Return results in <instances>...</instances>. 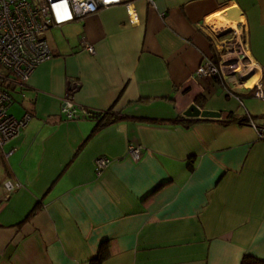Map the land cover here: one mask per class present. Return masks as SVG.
<instances>
[{"label": "crops", "instance_id": "crops-1", "mask_svg": "<svg viewBox=\"0 0 264 264\" xmlns=\"http://www.w3.org/2000/svg\"><path fill=\"white\" fill-rule=\"evenodd\" d=\"M229 5L246 20L230 43L233 13L217 26ZM44 36L51 57L11 86L28 118L0 152V264L264 259V0H121ZM208 59L220 76L197 73ZM70 78L79 108L119 118L94 132L93 117L64 118ZM255 78L262 97L245 84ZM191 104L221 116L189 118Z\"/></svg>", "mask_w": 264, "mask_h": 264}, {"label": "built area", "instance_id": "built-area-1", "mask_svg": "<svg viewBox=\"0 0 264 264\" xmlns=\"http://www.w3.org/2000/svg\"><path fill=\"white\" fill-rule=\"evenodd\" d=\"M119 2L121 0H0V64L8 69L7 75L0 74V152L3 151L5 142L19 133L28 118V115L18 118L10 113L9 108L14 101L11 86L21 88L34 68L52 55L44 32L53 26H61ZM126 9L130 20H137V14L129 5ZM235 20L237 26H233L234 34L228 43L239 40L246 25L243 14ZM85 47L89 52L95 53L92 44L87 43ZM235 48L227 60L230 63L235 62L233 73L240 74L247 68L245 52L240 45ZM197 73L220 76L221 69L213 60L208 59L197 68ZM245 84L255 89L256 97L263 96L262 79L255 78ZM79 86L77 79L67 80L60 107V112L66 119L92 117L95 114L76 105L73 94ZM129 153L132 159L138 160L141 156L140 146L130 144ZM109 161L105 156H98L95 160L97 171L104 168ZM5 187L10 191L15 185L11 181H5Z\"/></svg>", "mask_w": 264, "mask_h": 264}, {"label": "water", "instance_id": "water-1", "mask_svg": "<svg viewBox=\"0 0 264 264\" xmlns=\"http://www.w3.org/2000/svg\"><path fill=\"white\" fill-rule=\"evenodd\" d=\"M241 14H242V11L237 10L233 14V18H236V17L240 16ZM231 30H232L231 28H228V30L226 32H219L217 37H222L223 35L227 34ZM230 64L234 65L235 62H231ZM250 72H251V70L248 73H250ZM251 73L249 74L250 76H251ZM249 75L241 76L239 80L240 81H243V80L246 81L247 79H249V77H250ZM183 114L189 118H196V119H217V118H220V116H221V112L219 110H214V109H210V108H200L195 104H191L183 112Z\"/></svg>", "mask_w": 264, "mask_h": 264}, {"label": "trees", "instance_id": "trees-1", "mask_svg": "<svg viewBox=\"0 0 264 264\" xmlns=\"http://www.w3.org/2000/svg\"><path fill=\"white\" fill-rule=\"evenodd\" d=\"M94 113L95 114L92 117L95 119L96 124H95L92 132H94L95 130L99 129L100 127L106 125L107 123L119 118L118 114L109 116L108 113L111 114L110 111H106V112L102 111V112H94ZM114 114H116V113L114 112ZM246 119H247L246 117H242V118L240 117L238 119V121L243 122ZM209 120H211V119H209ZM22 223L23 222H20L17 225H21ZM240 264H264V259L257 258V257L251 256V255H244L242 257Z\"/></svg>", "mask_w": 264, "mask_h": 264}, {"label": "rangeland", "instance_id": "rangeland-1", "mask_svg": "<svg viewBox=\"0 0 264 264\" xmlns=\"http://www.w3.org/2000/svg\"><path fill=\"white\" fill-rule=\"evenodd\" d=\"M232 24H233V26H235V25L237 26V23L236 22H232ZM219 32H221V31H219ZM7 73H8V69L4 65L0 64V74L1 75H7ZM11 93L13 95L14 101H13V103H12L9 111L11 113H13L17 117V116H20L21 113L23 112V106L20 104V101L23 100V99L15 91L12 90Z\"/></svg>", "mask_w": 264, "mask_h": 264}, {"label": "bare ground", "instance_id": "bare-ground-1", "mask_svg": "<svg viewBox=\"0 0 264 264\" xmlns=\"http://www.w3.org/2000/svg\"><path fill=\"white\" fill-rule=\"evenodd\" d=\"M229 9L230 10H226V11H224L223 13L224 14H221V15H218L219 17H218V20H217V24H219V23H221V24H219V25H217V26H225V25H229V26H231V22H230V20L228 19V17H229V13H235L237 10H236V5H229Z\"/></svg>", "mask_w": 264, "mask_h": 264}, {"label": "flooded vegetation", "instance_id": "flooded-vegetation-1", "mask_svg": "<svg viewBox=\"0 0 264 264\" xmlns=\"http://www.w3.org/2000/svg\"><path fill=\"white\" fill-rule=\"evenodd\" d=\"M215 63H216V65L218 66V68L220 69V66H219V64L217 63V61H214Z\"/></svg>", "mask_w": 264, "mask_h": 264}]
</instances>
